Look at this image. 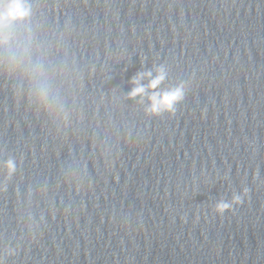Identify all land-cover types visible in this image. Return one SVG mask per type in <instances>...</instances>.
Here are the masks:
<instances>
[{"label":"water","instance_id":"95a60500","mask_svg":"<svg viewBox=\"0 0 264 264\" xmlns=\"http://www.w3.org/2000/svg\"><path fill=\"white\" fill-rule=\"evenodd\" d=\"M25 2L0 28L4 264H264V0ZM160 65L189 90L150 117L127 93Z\"/></svg>","mask_w":264,"mask_h":264},{"label":"clouds","instance_id":"9594fccd","mask_svg":"<svg viewBox=\"0 0 264 264\" xmlns=\"http://www.w3.org/2000/svg\"><path fill=\"white\" fill-rule=\"evenodd\" d=\"M30 15V7L25 0H0V28L8 27L12 22L23 20ZM167 78V72L163 65L155 67V75L151 70L136 73L130 80L132 85L127 93L128 99L143 102L148 101L144 108L146 116L159 117L164 114L174 115L177 111V105L181 104L189 90L186 82L181 81L174 87L160 90V85ZM147 80V83H143ZM5 170V180L11 179L16 172L17 166L14 159L9 158L3 163ZM248 194V189L244 188L240 195H234L231 202L223 200L215 204V211L223 214L230 210L233 205H239L243 201V197ZM5 255H15L13 250H8ZM0 264H4V260L0 257Z\"/></svg>","mask_w":264,"mask_h":264}]
</instances>
